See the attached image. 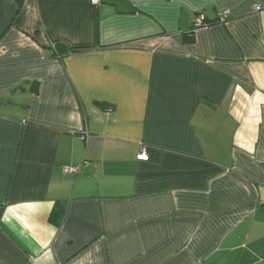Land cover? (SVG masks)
Wrapping results in <instances>:
<instances>
[{
	"label": "crops",
	"instance_id": "obj_1",
	"mask_svg": "<svg viewBox=\"0 0 264 264\" xmlns=\"http://www.w3.org/2000/svg\"><path fill=\"white\" fill-rule=\"evenodd\" d=\"M0 264H264V0H0Z\"/></svg>",
	"mask_w": 264,
	"mask_h": 264
},
{
	"label": "trees",
	"instance_id": "obj_2",
	"mask_svg": "<svg viewBox=\"0 0 264 264\" xmlns=\"http://www.w3.org/2000/svg\"><path fill=\"white\" fill-rule=\"evenodd\" d=\"M18 1V11L21 10L22 6H23V2L24 0H17ZM202 12H199V13H196L194 15H197V14H201ZM204 14V13H202ZM205 22L207 23V25H210L212 23L211 20L207 19V17L205 16ZM195 31V26L193 25L192 29L189 31V33H193ZM192 39H188V41H191ZM56 44V49L55 50H58V52H65L68 50V48L61 44V43H55ZM73 50V49H72ZM38 88H39V85L37 82H33V86H32V90L33 91H38ZM99 107H101L102 109H112V106H109L108 104H105L103 102H97L96 103ZM64 214H65V206L64 205H55V207L53 208V211L51 213V216H50V221L53 222L54 224H60L63 217H64Z\"/></svg>",
	"mask_w": 264,
	"mask_h": 264
},
{
	"label": "built area",
	"instance_id": "obj_3",
	"mask_svg": "<svg viewBox=\"0 0 264 264\" xmlns=\"http://www.w3.org/2000/svg\"><path fill=\"white\" fill-rule=\"evenodd\" d=\"M92 2H93L94 5H97L100 2V0H92ZM255 9L256 10H260L261 7L260 6H256ZM228 12L229 11H226L223 14H221L218 20L220 22H226L227 21V18H228ZM193 25L195 26V29H197L199 27L208 26L207 23L205 22V15L202 14V13L201 14L194 15ZM51 46L53 48H55V43L54 42H51ZM82 137L84 139H87L89 137L88 132H86L85 134H83ZM139 158L140 159H147L148 158V154L146 153L145 150H143L140 153ZM69 170L70 171H78L79 172L80 171V167H78V166H76V167H70Z\"/></svg>",
	"mask_w": 264,
	"mask_h": 264
}]
</instances>
